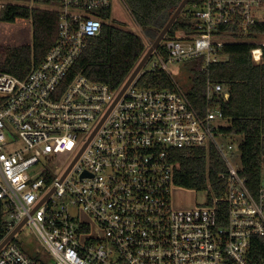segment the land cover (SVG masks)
Here are the masks:
<instances>
[{
    "label": "built area",
    "instance_id": "built-area-1",
    "mask_svg": "<svg viewBox=\"0 0 264 264\" xmlns=\"http://www.w3.org/2000/svg\"><path fill=\"white\" fill-rule=\"evenodd\" d=\"M111 3L60 0L57 39L40 64L22 78L0 72V246L24 221L47 252L31 257L13 236L0 264H264L254 252L264 248L255 241L264 238V176L252 192L228 157L234 137L221 132L228 122L215 102L228 98L226 88L208 78L199 111L171 78L172 89L137 86L169 63L202 58L207 70L231 43L252 42L260 63L264 36H246L264 24V0L194 4L195 34L163 39L123 91L125 82L113 89L73 73ZM199 147L218 153L226 187L216 195L208 184L195 191L203 204L176 207L174 152Z\"/></svg>",
    "mask_w": 264,
    "mask_h": 264
},
{
    "label": "trees",
    "instance_id": "trees-1",
    "mask_svg": "<svg viewBox=\"0 0 264 264\" xmlns=\"http://www.w3.org/2000/svg\"><path fill=\"white\" fill-rule=\"evenodd\" d=\"M182 0H123L143 36L153 41ZM202 0H189L178 15L166 38L185 37L194 32L191 7ZM60 0H8L0 9V72L24 77L45 57L57 39L58 12L51 7ZM111 7L100 11L101 31L89 37L73 67V73L119 88L129 78L146 51L145 38L113 26L106 21ZM227 29H230L228 27ZM246 37L264 36V24L252 26ZM250 41L226 44L221 48L224 58L202 69V58L185 63L190 74L186 93L196 109L206 108V81L211 79L226 88L229 96L216 100L228 125L221 132L241 137L239 143L241 174L247 178L252 192L257 191L263 178L264 166V54L260 63L252 59ZM163 48L159 51L164 54ZM139 88L172 89L168 74L163 70L140 75ZM178 164L174 183L182 189L199 191L210 184L216 195H222L225 182L220 175L226 167L214 149L204 147L178 149L174 152ZM5 209L0 202V227ZM263 242L264 238H256ZM256 256L264 257V248H254Z\"/></svg>",
    "mask_w": 264,
    "mask_h": 264
},
{
    "label": "rangeland",
    "instance_id": "rangeland-1",
    "mask_svg": "<svg viewBox=\"0 0 264 264\" xmlns=\"http://www.w3.org/2000/svg\"><path fill=\"white\" fill-rule=\"evenodd\" d=\"M3 2L4 0H0V3ZM56 7L57 6L51 8L56 9ZM106 22L113 26L120 27L124 30L131 31L144 37L143 32H141L140 27L135 22L123 0H112L111 15L109 20ZM153 41H151V44ZM148 48L146 49V51L148 50ZM155 60L156 59L153 58L149 63L144 65L143 69L148 68L150 66V63ZM167 70L168 76L173 79L181 89L186 90L191 81L187 66L179 63H169L167 65ZM241 140V137H236L233 141H231V143L234 145L233 155L228 156L231 163L236 167H238L240 163V154L237 146L239 145ZM223 141L226 143L228 142L227 139H223ZM173 197L175 199L174 205L176 207H194L195 205L203 204L206 200V196L203 192H195L182 189L180 187L173 189ZM13 241L18 243L22 247V249L31 257H38L40 254L44 256L47 255L44 242L37 236L35 229L27 224L22 226V228L14 235Z\"/></svg>",
    "mask_w": 264,
    "mask_h": 264
},
{
    "label": "water",
    "instance_id": "water-1",
    "mask_svg": "<svg viewBox=\"0 0 264 264\" xmlns=\"http://www.w3.org/2000/svg\"><path fill=\"white\" fill-rule=\"evenodd\" d=\"M188 1L189 0H182L180 2V4L177 6V8L174 10V12L170 16V18L167 21V23L165 24V26L159 32V34L157 35V37L152 42L151 46L145 52V54L143 55V57L141 58V60L137 64V66L134 68L133 72L130 74L129 78L126 80V82H125V84H124V86L122 88V91L139 74L140 70L142 69V67L146 63V61L149 58V56L151 55V53L158 47V45L160 44V42L165 38V36L167 35V33L170 30L171 26L173 25L174 21L176 20V18L178 17V15L181 13V11L183 10V8L187 5ZM23 224H24V221L21 222L18 226H16V228L5 238V240L3 241V243L1 244V246L4 243H6L9 240H11L13 238V236L15 235V233L21 228V226Z\"/></svg>",
    "mask_w": 264,
    "mask_h": 264
}]
</instances>
